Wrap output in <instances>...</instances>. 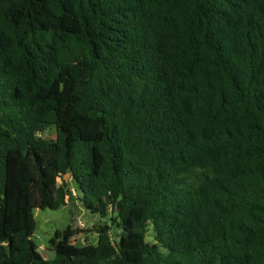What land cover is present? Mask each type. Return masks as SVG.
<instances>
[{"label":"trees","instance_id":"trees-1","mask_svg":"<svg viewBox=\"0 0 264 264\" xmlns=\"http://www.w3.org/2000/svg\"><path fill=\"white\" fill-rule=\"evenodd\" d=\"M0 264H264V0H0Z\"/></svg>","mask_w":264,"mask_h":264},{"label":"rangeland","instance_id":"rangeland-1","mask_svg":"<svg viewBox=\"0 0 264 264\" xmlns=\"http://www.w3.org/2000/svg\"><path fill=\"white\" fill-rule=\"evenodd\" d=\"M37 136L46 141H55L57 137L56 127L53 125L47 126ZM58 181L59 183L64 182L68 184L72 190L78 189L77 185L71 181L69 174L63 176ZM76 194L68 197L67 205L57 210L36 209L34 211L36 230L33 240L42 252L43 257L47 260L54 259L55 257L54 247L50 242L52 239H56L57 231H65L68 227H71L72 230H77L78 234L72 237V241L77 240V245L95 244L97 241L98 227L102 224L97 216H93L84 209L77 197L80 193ZM114 232L115 230L113 229L112 236L116 237ZM56 240L58 241L59 239ZM147 241L150 243L155 242L152 230L148 233Z\"/></svg>","mask_w":264,"mask_h":264},{"label":"built area","instance_id":"built-area-1","mask_svg":"<svg viewBox=\"0 0 264 264\" xmlns=\"http://www.w3.org/2000/svg\"><path fill=\"white\" fill-rule=\"evenodd\" d=\"M72 193H73V195H76V191L75 190H72Z\"/></svg>","mask_w":264,"mask_h":264}]
</instances>
